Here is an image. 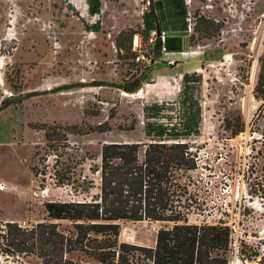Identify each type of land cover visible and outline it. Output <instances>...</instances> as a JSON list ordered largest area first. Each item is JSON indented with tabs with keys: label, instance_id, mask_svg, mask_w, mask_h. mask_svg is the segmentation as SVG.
Segmentation results:
<instances>
[{
	"label": "rangeland",
	"instance_id": "374dc122",
	"mask_svg": "<svg viewBox=\"0 0 264 264\" xmlns=\"http://www.w3.org/2000/svg\"><path fill=\"white\" fill-rule=\"evenodd\" d=\"M146 8L148 0H103L100 14L91 15L87 0H0V89L4 97L29 94L0 113V225L30 228L49 221L44 203L83 200L71 186L58 185L63 169L77 167V177H91L87 157L101 143L144 140L146 106L166 104L161 116H179L183 76L195 73L202 122L200 135L191 138L199 163L191 175L200 207L191 222L225 223L264 237V98L256 91L264 0H191L196 33L186 38L185 55L175 57L181 67L163 59L147 67L132 61L134 34L147 35ZM200 17L214 22L211 32L219 25L211 40ZM139 76L144 82L137 92L121 88ZM106 121L111 131L62 134L57 144L54 131L48 140L42 129L84 130ZM133 121L134 130L120 129ZM241 124L244 132L234 135ZM58 223L66 232L73 228ZM162 226L122 223L119 240L153 247Z\"/></svg>",
	"mask_w": 264,
	"mask_h": 264
},
{
	"label": "trees",
	"instance_id": "16d2710c",
	"mask_svg": "<svg viewBox=\"0 0 264 264\" xmlns=\"http://www.w3.org/2000/svg\"><path fill=\"white\" fill-rule=\"evenodd\" d=\"M148 1L149 8L143 13L146 33L154 29L152 21L162 28L161 6L174 5L173 0ZM87 3L91 15L100 14L102 0H87ZM177 7L182 8L186 21L189 11L186 0H178ZM200 19L204 37L211 40L218 34L219 25L211 32L209 28L214 22ZM165 46L169 53L184 51L181 37L169 38ZM152 49L156 58L161 56L160 44ZM256 66L255 63L252 76L256 75ZM143 82V76H139L121 88L135 93ZM200 82L198 74H184L176 102L181 112L175 118L160 115L166 104L145 107L144 140L107 141L101 143L99 150H91L87 157L91 177H77V167L70 173L63 169L58 185L71 186L76 194L84 195L83 200L44 203L49 221L30 228L12 221L1 224L0 264H33L27 257L36 258L35 264H228L230 227L224 223L191 222L192 214L200 207L191 175L199 169L198 151L191 138L200 135L202 107L196 86ZM256 91L264 98V62ZM27 97L29 94L4 97L0 89V113ZM136 125L133 121L120 129L132 131ZM42 127L48 140L54 131L56 144L60 143L62 134L86 135L112 130L107 121L84 130L77 126ZM241 132L244 124L234 130V135ZM94 189L97 192L92 194ZM59 221L71 222L72 230H62ZM126 222L162 224L155 246L120 242L121 224Z\"/></svg>",
	"mask_w": 264,
	"mask_h": 264
},
{
	"label": "built area",
	"instance_id": "2783aa9c",
	"mask_svg": "<svg viewBox=\"0 0 264 264\" xmlns=\"http://www.w3.org/2000/svg\"><path fill=\"white\" fill-rule=\"evenodd\" d=\"M186 4L189 7L187 15V28L186 35L190 38L195 33V17L191 11V0H186ZM148 5H150L148 1ZM147 9V8H146ZM145 9V10H146ZM144 13V11H143ZM143 30H145L143 24ZM170 38V32L166 29H153L150 30L146 37L142 33L138 32L134 34L132 40V49L134 56L132 61L135 64H143L144 67L154 64L156 60L163 59L169 66L177 64V60L169 57V52L166 49V42ZM156 44L161 45V56H155L153 47ZM115 47V46H114ZM185 52L178 53V55H184ZM4 185H0V189H3ZM46 191L44 190L43 193ZM246 217V216H244ZM225 224V223H224ZM226 225V224H225ZM260 226H263L260 222ZM231 229L230 235V250H229V262L228 264H264V237L260 231H251L246 233V230H242L241 227L229 226ZM257 233V234H253ZM252 258L253 261L250 260Z\"/></svg>",
	"mask_w": 264,
	"mask_h": 264
},
{
	"label": "crops",
	"instance_id": "0c3cea01",
	"mask_svg": "<svg viewBox=\"0 0 264 264\" xmlns=\"http://www.w3.org/2000/svg\"><path fill=\"white\" fill-rule=\"evenodd\" d=\"M173 2H174L173 7L169 5V6H164V7L161 6V8H160L159 12H161V14L163 15V21H162V25H161L162 28L159 27V24L157 23V21H152L150 24L154 25V29L169 30L170 38H175V37L180 38L181 37L184 41V50H185V46L187 44V41H186L187 23L184 19L182 8L178 9V7H177L178 0H173ZM179 3L181 4V2H179ZM102 5H103V0H102ZM149 11H150V9H149ZM156 11L157 10H155V12ZM177 55H178V53H170L169 57L178 61L179 58H175ZM159 62H162V60L161 59L156 60L154 65H156ZM167 66H168V64H167ZM167 66H166V68L163 67L162 72L161 71L160 72L161 73L166 72L167 71L166 69H169V68H167ZM177 66L181 67V66H184V64L178 63ZM175 69H176V67H174V70Z\"/></svg>",
	"mask_w": 264,
	"mask_h": 264
},
{
	"label": "bare ground",
	"instance_id": "6f19581e",
	"mask_svg": "<svg viewBox=\"0 0 264 264\" xmlns=\"http://www.w3.org/2000/svg\"><path fill=\"white\" fill-rule=\"evenodd\" d=\"M2 188L4 189V186ZM3 189H1V190H3Z\"/></svg>",
	"mask_w": 264,
	"mask_h": 264
}]
</instances>
